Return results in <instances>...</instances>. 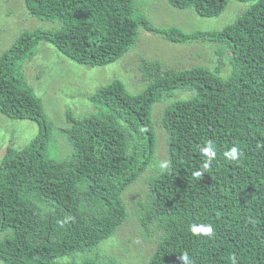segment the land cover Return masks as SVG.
Wrapping results in <instances>:
<instances>
[{
  "label": "trees",
  "instance_id": "16d2710c",
  "mask_svg": "<svg viewBox=\"0 0 264 264\" xmlns=\"http://www.w3.org/2000/svg\"><path fill=\"white\" fill-rule=\"evenodd\" d=\"M166 1L214 18L230 0ZM237 1L251 5L233 23L184 33L155 28L133 0H23L29 16L60 27L23 32L0 56V114L38 126L26 146H7L0 158L2 263L105 264L59 260L92 250L126 220L122 194L153 160L151 112L163 103L168 164L137 205L142 235L159 230L145 264H264V0ZM139 27L171 43L226 47L228 74L143 61V90L115 79L88 96L94 112L68 109L59 132L71 152L48 157L54 123L17 64L46 41L77 64L106 66L135 45ZM180 90L195 95L176 98Z\"/></svg>",
  "mask_w": 264,
  "mask_h": 264
},
{
  "label": "rangeland",
  "instance_id": "374dc122",
  "mask_svg": "<svg viewBox=\"0 0 264 264\" xmlns=\"http://www.w3.org/2000/svg\"><path fill=\"white\" fill-rule=\"evenodd\" d=\"M133 3L135 10L141 11L155 28H178L184 33L219 31L233 23L251 5L250 2L230 0L220 16L202 18L190 8H173L166 0H133ZM59 27V22L29 16L23 0H0V56L23 32H49ZM221 47L212 42L171 43L139 27L135 45L112 64L102 67L80 65L65 58L49 42L42 41L35 46L34 55L18 63L17 69L26 86L41 100L47 119L51 124L54 123L52 139L47 148L48 157L64 159L71 152V147L60 135L59 129L65 126V113L68 109L78 117L94 112L88 96L115 79L122 81L129 92H140L145 84L142 81L144 74L140 70L143 61H159L163 70L189 69L194 66L211 71L218 69L219 72L221 70L218 75L225 78L229 72V66L226 65L228 49H219ZM176 93H179L176 96L179 99H188L195 95L191 90H180ZM164 107L165 104L158 103L152 108L151 120L156 137L154 157L147 170L122 194L127 211V218L122 226L92 250L64 257L60 262L81 263L98 257L104 259L102 263L105 264L112 259L117 264L146 263L156 246L159 230L150 225L154 233L142 235L143 228L137 205L139 200L147 197L151 179L168 164L167 134L160 125ZM37 134L38 126L35 122L10 120L0 114V158L7 146L22 148ZM6 234L7 232L0 233V240ZM0 264L4 263L0 261Z\"/></svg>",
  "mask_w": 264,
  "mask_h": 264
}]
</instances>
